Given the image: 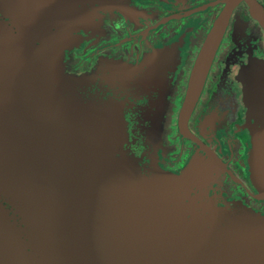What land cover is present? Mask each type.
Listing matches in <instances>:
<instances>
[{
    "label": "water",
    "instance_id": "95a60500",
    "mask_svg": "<svg viewBox=\"0 0 264 264\" xmlns=\"http://www.w3.org/2000/svg\"><path fill=\"white\" fill-rule=\"evenodd\" d=\"M244 1L264 27L260 6ZM78 2L0 0L12 23L0 21V264H264V216L203 191L193 197L142 163L128 100L63 81L71 28L49 30L76 18ZM224 23L196 61L180 114L185 136ZM242 81L251 180L264 193V63Z\"/></svg>",
    "mask_w": 264,
    "mask_h": 264
},
{
    "label": "flooded vegetation",
    "instance_id": "af4514ba",
    "mask_svg": "<svg viewBox=\"0 0 264 264\" xmlns=\"http://www.w3.org/2000/svg\"><path fill=\"white\" fill-rule=\"evenodd\" d=\"M254 1L264 17V0ZM70 8L76 18L64 26L75 27L79 43L63 51L64 82L112 100H128L125 119L135 140L131 150L142 163L176 175L193 159L202 162L210 169L204 195L221 206L238 204L264 216V208L257 206L264 204V193L251 180L253 137L246 126L242 81L264 60V27L247 2L82 0ZM221 19L223 31L206 65L185 136L180 114L191 76ZM0 20L11 22L1 7ZM73 56L90 61L74 72ZM225 178L228 183H222ZM226 185L250 199L234 197Z\"/></svg>",
    "mask_w": 264,
    "mask_h": 264
},
{
    "label": "rangeland",
    "instance_id": "374dc122",
    "mask_svg": "<svg viewBox=\"0 0 264 264\" xmlns=\"http://www.w3.org/2000/svg\"><path fill=\"white\" fill-rule=\"evenodd\" d=\"M93 14H94V12H92L89 15H87L86 20L87 21H90L91 19H93ZM0 21H2V20H0ZM11 24L12 23H10L9 26ZM57 27H60L61 29L63 27L65 29L71 28V29H69V31L71 33V38L69 39L70 43H69L68 49H70V48L71 49L76 48V46L79 43V41H78L77 36L72 32L73 30H75V27L64 26V25H61V24H56V25H54V28H50L49 31H52L54 29H57ZM105 41H107V40H102L101 43L102 42H105ZM106 52H108V51H106ZM109 52H111V51H109ZM63 55H64V53H63ZM63 55H62V58H63ZM81 60H82L81 57H77V56H75L71 60L70 65H71V69L74 72H77L78 70H80V66L83 63L86 64V63H88L90 61V59H86V60H82V61ZM77 62H79V63L77 64ZM262 63H264V60L262 61ZM59 66H60L59 71L62 74V79L64 81V78H63V72H64L63 59H61V63H60ZM247 70H250V68H248ZM91 79H92V75L90 74L85 79V82L86 83H89L91 81ZM108 80H110V79H108ZM114 100H117V99H114ZM167 124L169 125L168 122H167ZM171 124L173 126V123H171ZM192 161H193L192 163L190 162V163L187 164V166L185 167L186 169L184 171H182V173H179V174H176V175L173 174V173H170V172H165V171L159 169L158 167H156L155 169L159 170L158 172H160V173H165V174L173 175V177L175 179L177 177V183H184L187 186L189 185L190 188H193V191H192L193 197H194V195L196 197H200L201 192L204 190L203 189L204 183H206L207 181L208 182L210 181V179H209L210 169H208L202 162L199 163V161H195V159H193ZM222 183H228L226 181V178H225V181H223ZM226 187H227L228 192L231 191L232 192V195L234 197H244L245 196L248 199H250V197L247 194H244L243 191H241V190H239L237 188H234L233 185L232 186L226 185ZM230 187H231V190H230ZM194 191L196 192L195 194H194ZM255 205H256V203H255ZM227 206L229 207V206H234V205L233 204H230V205H227ZM257 206H260L261 208H264V204L263 203H261L260 205H257Z\"/></svg>",
    "mask_w": 264,
    "mask_h": 264
}]
</instances>
